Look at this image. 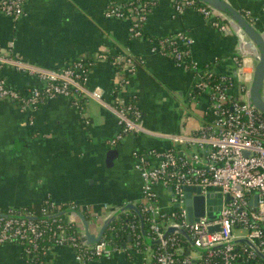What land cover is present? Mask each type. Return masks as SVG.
I'll list each match as a JSON object with an SVG mask.
<instances>
[{
	"label": "crops",
	"instance_id": "1",
	"mask_svg": "<svg viewBox=\"0 0 264 264\" xmlns=\"http://www.w3.org/2000/svg\"><path fill=\"white\" fill-rule=\"evenodd\" d=\"M126 1L26 0L25 12L18 19L0 11V54L51 69L79 58L95 59L85 71L86 86L104 90L103 102L88 97L84 109L75 107L64 95L25 111L15 100L0 98V210L31 209L47 197L56 204L74 203V209L82 210L89 221L90 231L98 235L112 210L131 203L139 207V154L151 148H180L166 135L196 132L212 119L208 96L192 98L196 92L194 72L152 51L161 37L189 34L193 39L191 60L205 68L213 66L219 75H233L232 58L239 54L247 58L249 71L256 65V50L246 37L221 31L192 7L177 12L174 0H155L144 36L133 37L130 18L107 14L110 2ZM226 1L264 35V0ZM102 53L108 55L106 60L97 58ZM129 53L142 62L126 75L129 82L120 87L113 59ZM0 77L22 94L39 84L37 76L10 64L0 66ZM232 93L237 96V89ZM116 96L140 106L146 127L161 135L125 137L117 146L119 153L108 163L107 152L113 147L107 140L120 130L117 117L107 107L114 104ZM156 192L166 207L165 188L158 186ZM69 210L73 208L63 209L56 217L76 220L77 229L83 232L82 218ZM34 217L44 219L35 213ZM132 240L129 235L111 256L92 261H77L70 245L53 246L42 260L44 264H143L147 253L133 246ZM0 264L30 263L21 244L3 243Z\"/></svg>",
	"mask_w": 264,
	"mask_h": 264
},
{
	"label": "built area",
	"instance_id": "2",
	"mask_svg": "<svg viewBox=\"0 0 264 264\" xmlns=\"http://www.w3.org/2000/svg\"><path fill=\"white\" fill-rule=\"evenodd\" d=\"M128 2L135 12L133 19L126 15V2H110L107 14L130 18L131 36L143 37L149 9L146 4L140 3L138 6L139 0ZM25 3L26 0H0V11L18 19L25 12ZM174 6L179 13H183L187 7L196 9L221 31L233 26L212 7L198 4L196 0H174ZM192 43L189 34L177 32L161 37L153 44L152 51L169 56L178 65L194 72L196 92L192 98L196 99L201 94L208 96L212 119L196 132L166 135L180 144V148H151L139 154L136 163L142 178L139 209L147 222V236L155 243H145L136 220L127 221L126 226L135 237L136 244H144L137 247L147 253L143 264H237L238 261L262 264L263 258L258 252L264 254V114L258 112L248 100L253 70L247 69V58L242 54L233 57L240 82L239 94L234 96L232 76L220 74L221 81L211 83L210 78L217 73L212 70L201 74L208 66L201 69L191 60ZM97 58L106 60L108 55L98 54ZM94 62L95 59L79 58L64 67L51 69L0 54V66L10 64L39 79L38 85L22 94L0 77V98L15 100L21 111L35 109L44 100L59 95L71 98L79 109H84L88 97L103 102L102 88L89 90L86 86L85 71ZM141 62V58L130 53L113 59V64L120 68V87L129 82L126 75L133 73ZM107 107L115 114L120 126V130L107 140L109 146H116L131 133L161 135L146 127L143 111L136 103L116 96L114 104ZM157 185L173 189L174 194L167 193L166 207L159 202L155 190ZM186 186L200 187L203 195L210 190L220 193L222 206L219 217L211 219L206 210L204 216L190 222L185 205ZM253 195L257 196L256 207L251 204ZM43 204L41 216L44 219L40 221L34 220V213L28 209L0 210V244H21L30 264H35L31 259L32 254L45 256L53 246L58 245H70L79 262L109 257L120 249L111 238H107L105 232L99 242L89 243L83 239V232L80 231V236L75 235V228H79L76 220L56 217L67 207L74 209L76 204H56L49 197ZM117 209L110 210V214ZM123 213L136 216L131 210ZM111 223L108 228L114 229ZM213 226H219V229L211 230ZM169 228L175 230L168 232ZM178 229L185 230L189 239ZM186 243L192 250L179 260ZM43 263L42 260L40 264Z\"/></svg>",
	"mask_w": 264,
	"mask_h": 264
},
{
	"label": "water",
	"instance_id": "3",
	"mask_svg": "<svg viewBox=\"0 0 264 264\" xmlns=\"http://www.w3.org/2000/svg\"><path fill=\"white\" fill-rule=\"evenodd\" d=\"M200 2L212 7L215 11L219 12L226 19H228L232 24V28L224 31L226 33L236 32L237 34L246 37L249 42L254 47L255 55H256V65L253 68L252 81L249 85L248 91V100L252 103V105L256 108V110L262 114H264V98H263V88H264V35L257 29V27L252 23L251 20L247 18V16L234 7L231 3L226 0H199ZM212 25V23L210 22ZM213 26V25H212ZM233 59V58H232ZM234 64V73L232 75L234 79L235 86L237 89V96L240 90V82L238 80V67L235 63L234 59L232 60ZM214 70L213 66H209L206 70L202 71L201 74L207 73L209 71ZM196 82V78H195ZM242 97V96H240ZM144 114V113H143ZM144 118V117H143ZM131 133L129 135H132ZM128 135V136H129ZM127 137V136H126ZM119 144L111 148L107 152L106 160L108 163H111L114 156L119 153V148L117 147ZM160 185L155 186L158 187ZM162 187V186H160ZM165 191L170 194H174L172 187L165 189ZM196 193V195H193ZM184 196H185V205L188 212L189 221L193 222L201 216L205 215L206 210H208V216L211 219H216L219 217L221 206H222V198L220 193H215L210 190L207 194H201V188L196 186H186L184 188ZM256 195H253L251 198V204L256 207ZM229 199V198H228ZM175 206H178L176 204ZM126 210H133L136 212L140 218V226L142 236L147 245H153L155 241L151 240L146 233V227L143 220V215L139 209V207L135 204H126L119 207L113 214H110L103 222L100 232L98 235H95L90 231L89 221L85 218L82 210L73 209L69 210V212L78 213V215L82 218L84 223V231H83V239L89 243H97L101 239L102 235L110 225V223L121 213ZM37 217H33L36 219ZM211 230L219 229V226H213L210 228ZM175 228H169L168 232L174 231ZM180 232L189 239L187 232L183 229H178ZM205 251V250H204ZM259 255L264 260V254L258 252Z\"/></svg>",
	"mask_w": 264,
	"mask_h": 264
},
{
	"label": "trees",
	"instance_id": "4",
	"mask_svg": "<svg viewBox=\"0 0 264 264\" xmlns=\"http://www.w3.org/2000/svg\"><path fill=\"white\" fill-rule=\"evenodd\" d=\"M150 1H153V0H139V3H138V6L140 3H142V5H145L146 4V7L149 9V12L152 10L154 4L152 3H149ZM155 1V0H154ZM196 2L198 4H201L202 2H200L199 0H196ZM128 0L126 1V15H128L130 18L133 19V16L135 14V12H133V9L128 5ZM149 15V14H148ZM198 65V64H197ZM198 67H200L201 69H205V67H203L202 65H198ZM120 69V68H118ZM221 81V78H220V75L219 74H215L213 77L210 78V82L211 83H218ZM44 207V204L41 203V204H37L35 205L34 207H32L31 209H28V210H32L36 215H41V210L42 208ZM1 211L3 212H7L9 210L7 209H2ZM135 213V217H133V214L129 213V214H126V213H121L119 216H118V219L117 220H114L112 223H111V227L113 226L114 229H110L108 228L106 230V236L108 239H112L113 243H115L118 247H122L123 246V243L128 239L129 235H131V232L129 230V228L126 226V222L129 221V220H136V222L139 224V232L141 233L140 231V218L138 216V214L136 212H133ZM143 220H144V223H145V227L147 229V222L145 220V218L143 217ZM37 221H40V220H37ZM49 221H52L51 219H49ZM76 232H75V235L77 236H80V230L76 229ZM133 240L130 242L133 246H135L136 248L137 247H143L144 244L141 243L140 245H137L136 244V239L133 235H131ZM142 239V238H141ZM155 247V246H153ZM191 249V246L186 243V249L184 250V252L178 257L179 260H181L183 258L184 255H186ZM27 257V256H26ZM31 259L34 260V263L35 264H40V262L42 261V255L41 254H38V253H35V254H32V257ZM262 261V264H264L263 260ZM252 263L255 264V262L252 261ZM44 264V263H43ZM237 264H239V261L237 262Z\"/></svg>",
	"mask_w": 264,
	"mask_h": 264
}]
</instances>
